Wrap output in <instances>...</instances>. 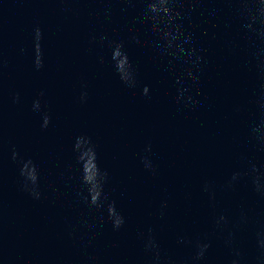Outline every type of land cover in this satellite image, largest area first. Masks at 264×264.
<instances>
[{
  "label": "water",
  "instance_id": "1",
  "mask_svg": "<svg viewBox=\"0 0 264 264\" xmlns=\"http://www.w3.org/2000/svg\"><path fill=\"white\" fill-rule=\"evenodd\" d=\"M0 264H264V0H0Z\"/></svg>",
  "mask_w": 264,
  "mask_h": 264
},
{
  "label": "clouds",
  "instance_id": "2",
  "mask_svg": "<svg viewBox=\"0 0 264 264\" xmlns=\"http://www.w3.org/2000/svg\"><path fill=\"white\" fill-rule=\"evenodd\" d=\"M37 67H39V64H37ZM33 106L35 107L36 106V103H34ZM21 174L23 175V173H21ZM27 180L30 181V182H32L34 184L35 181H36V176L32 177L31 179H28L27 178ZM36 196L38 198L39 194L37 193ZM89 203L92 204L93 206H96V204H95V197H92V200L89 201ZM109 217H112V216L109 215ZM122 222H123L122 221V217H119V219L117 221L113 222V227H117L118 228L121 225Z\"/></svg>",
  "mask_w": 264,
  "mask_h": 264
}]
</instances>
